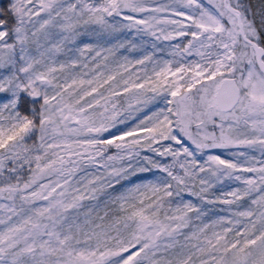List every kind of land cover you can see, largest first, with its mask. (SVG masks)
Returning a JSON list of instances; mask_svg holds the SVG:
<instances>
[{
	"label": "snow or ice",
	"instance_id": "snow-or-ice-1",
	"mask_svg": "<svg viewBox=\"0 0 264 264\" xmlns=\"http://www.w3.org/2000/svg\"><path fill=\"white\" fill-rule=\"evenodd\" d=\"M0 264H264V0H0Z\"/></svg>",
	"mask_w": 264,
	"mask_h": 264
}]
</instances>
